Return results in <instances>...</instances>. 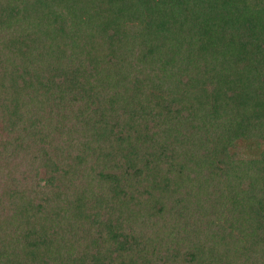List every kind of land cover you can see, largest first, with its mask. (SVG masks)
Returning a JSON list of instances; mask_svg holds the SVG:
<instances>
[{
    "label": "trees",
    "instance_id": "obj_1",
    "mask_svg": "<svg viewBox=\"0 0 264 264\" xmlns=\"http://www.w3.org/2000/svg\"><path fill=\"white\" fill-rule=\"evenodd\" d=\"M0 264H264V0H0Z\"/></svg>",
    "mask_w": 264,
    "mask_h": 264
}]
</instances>
